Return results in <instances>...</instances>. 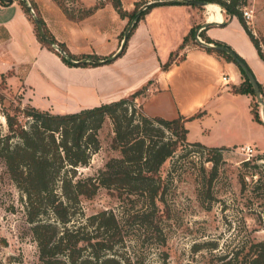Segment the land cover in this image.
<instances>
[{
  "label": "trees",
  "instance_id": "trees-1",
  "mask_svg": "<svg viewBox=\"0 0 264 264\" xmlns=\"http://www.w3.org/2000/svg\"><path fill=\"white\" fill-rule=\"evenodd\" d=\"M53 1L70 19H81L102 6L99 3L85 8L81 6V0ZM110 1L122 17L127 16L121 0ZM149 1L151 0H134L132 9L135 12L130 15V18L133 17V24L125 33L126 41L116 56L109 54L98 57L88 54L91 58L88 61L82 59L88 56H75L64 42L49 35L42 17L37 15L29 19L36 27L38 19L45 34L61 51L44 42L37 29L38 40L57 53L65 64L96 66L109 63L125 52L127 40L138 21L156 5L147 4ZM201 1L219 4L227 15L236 16L264 62V51L242 15V6L247 4V0ZM0 2L4 4L9 1ZM19 3L26 13L30 12L25 0H19ZM173 3L193 4L188 0H174ZM191 31L193 26L189 32ZM188 33L183 37L180 48L185 45ZM206 40L231 48L226 42L213 41L209 37ZM204 48L209 52L213 51L209 46ZM171 54L172 51L169 55ZM225 54L228 59L233 60L230 54ZM237 55L247 64L242 56L238 53ZM172 61L173 59L166 60L161 67H168ZM239 69L243 79L239 85H232V90L249 93L253 99L255 94L252 83L244 69ZM257 82L263 98L264 86ZM145 86L146 84H142L127 95L75 111L58 113L28 105L23 107V126L15 125L14 116L5 114L8 132L4 137V144L0 146V156L11 178L23 189V205L27 220L31 223L40 264H142L143 256L138 247L139 242L153 244L154 248L165 245V219L169 215L166 193L174 165L166 176L160 174V167L179 148L185 147L184 122L198 113L166 118L140 112L134 99ZM251 110L253 117L262 122L252 102ZM106 117L112 124L111 147L116 149L118 154L109 157L95 174L80 175L78 168L86 165L100 147L98 130ZM13 136H17L19 140L8 142ZM187 143L209 150L226 148L207 146L198 141ZM218 159V156L214 158L215 162L208 177L209 184L217 174ZM254 159H263L261 163H264V153ZM243 164L260 167L259 163L250 159L244 160ZM263 169L262 172L252 169L240 174L239 184L242 194L248 187H251L253 192L259 190L261 197L258 194V199L264 203ZM247 175L251 178L250 182ZM253 175H256L255 178ZM100 186L115 192L119 198L117 210L107 208L85 214L81 197L91 196ZM125 199H128L130 204L126 203ZM252 211L264 228V207ZM5 243L6 239L0 237V245ZM219 249L216 254L218 264H264V238H239L235 246L226 244Z\"/></svg>",
  "mask_w": 264,
  "mask_h": 264
},
{
  "label": "rangeland",
  "instance_id": "rangeland-1",
  "mask_svg": "<svg viewBox=\"0 0 264 264\" xmlns=\"http://www.w3.org/2000/svg\"><path fill=\"white\" fill-rule=\"evenodd\" d=\"M26 2L32 6L33 10L26 13L27 16L39 15L42 17L48 34L64 42L68 47L67 49L75 56H88V54H95L98 57L109 54L116 56L123 42L126 41L125 33L133 24V17L130 18V15L133 12L134 0H121L122 8L127 12V16L124 17L116 11L110 0H81V6L85 8L99 3L102 5L81 19H70L65 16L53 0H27ZM186 6V3L156 4L142 16L141 20L152 28L156 17H159L160 14L171 13L180 22L185 23V18L193 22V31H188L186 43L197 44L202 47L209 46L201 44L194 38L195 30L205 42H207V37L213 41L224 42L207 35L204 27L201 26L205 22L207 14L209 16L204 5L188 3V7ZM244 10L250 11L249 17L244 14ZM222 13L223 21H220L221 23L218 25L224 26L230 16L225 13L223 8ZM242 15L248 28L258 39L260 48L264 51V0H247V4L242 6ZM34 28L37 31V27L34 26ZM145 40L144 38L136 42L127 40L126 47L131 43V50H138L135 53L139 55L136 68L133 70L132 67L123 65L125 72L119 78L120 82H112V85L102 89H98L101 86L98 88L91 87L88 83V80L92 78L100 80L105 75L98 73V71L94 73L87 71L66 73L58 67L49 66L48 68L52 69L60 78H62L61 75L65 78H79L78 81L75 80L77 82L75 86L65 85L62 87L53 84L38 70L30 73L32 86L24 81L23 84L18 80L14 83L9 82L7 77L12 75L10 70L1 74L0 146L4 144V137L8 132L6 113L14 116L15 125L23 126V107L25 106L34 105L58 113L75 111L81 107L106 102L104 97L112 95L107 94L108 90L114 91L115 89L119 92L122 85L126 88L129 83L131 85L135 80H141L155 68L156 63L155 58L152 57L153 42L150 46V42L147 43ZM170 44H172V37L166 36L161 41L160 47L165 48ZM209 47L216 54L227 58L225 54L227 52L213 46ZM181 48L179 47V49ZM179 49L172 51L171 56L169 55L170 58L168 56L165 61L181 57L182 50ZM150 54L151 56H149ZM135 58L130 53L123 62L131 65L135 63ZM82 59L88 61L91 58L88 56ZM163 63L161 64L163 65ZM45 69L47 70V67ZM49 74V77L57 78V75L52 72ZM110 78L111 76L108 77L109 82L113 81ZM152 82L153 78H150L148 83L147 80L142 83L146 86L134 99L136 107L144 114L153 112L155 109L164 110L167 114L169 108L165 106L162 97L164 93L157 95V102L153 97L146 100L148 88ZM130 92L132 91L127 94ZM262 99L264 104V97ZM252 103L261 118L262 103L255 96ZM112 136V124L110 119L106 117L98 130L100 147L92 154L86 165L78 168L77 171L80 175L95 174L104 166L109 157L118 154V151L111 147ZM18 140L17 136H13L8 142L14 143ZM259 154L262 153L255 152L248 155L240 147H226L221 150L203 149L185 141V147L179 148L160 167V174L166 176L171 166L174 165L171 183L166 193L169 204V215L165 219L166 243L154 248L153 244L139 242L138 247L143 256L142 264H218L216 254H218L219 248L224 245L235 246L239 238L248 236L257 239L264 238L263 225L252 213V210L264 207V203L258 199L260 192L259 190L253 192L252 188L248 187V190L242 194L239 184L240 174L248 172V170L252 171V169L262 172L264 163L261 162L263 159H254ZM217 156L219 158L216 164L217 174L209 184L208 177L215 162L214 158ZM246 159L259 163L260 167L243 164ZM255 176L253 175V178ZM246 177L250 182L251 178L248 175ZM23 201V189L11 178L4 160L0 156V237L6 239V243L0 245V264H40L37 245L32 236L31 223L27 220ZM125 202L130 204L128 199H125ZM118 204L119 198L115 192L105 186L98 187L91 196L81 197V205L85 214L107 208L117 210ZM211 244L216 248H212Z\"/></svg>",
  "mask_w": 264,
  "mask_h": 264
},
{
  "label": "crops",
  "instance_id": "crops-1",
  "mask_svg": "<svg viewBox=\"0 0 264 264\" xmlns=\"http://www.w3.org/2000/svg\"><path fill=\"white\" fill-rule=\"evenodd\" d=\"M186 5L188 7V4ZM208 20L211 19L207 14L205 21ZM192 25L193 22L190 19L185 18V23H183L171 13L160 14L156 17L152 28L140 19L129 40L136 42L144 38L147 43L150 42V46L153 42L154 47L150 48L153 52L152 57L156 60L155 68L141 80H135L136 82H132L131 85L129 83L126 88L122 85L119 92L115 89L114 91L108 90L107 94L112 95L104 97L105 100L117 99L153 78L146 100L153 97L157 102V95L164 93L162 97L165 106L169 109L167 114L160 109H155L148 114L172 118L179 114L190 116L198 113L184 122L186 141H198L207 146L225 147H240L248 144L253 146L256 152L264 153V124L253 117L251 94L232 90V85H238L242 80L237 64L197 44L185 43L184 47L179 49L183 37ZM203 29L207 35L226 42L242 56L257 81L264 86V62L258 56L253 43L236 16H230L224 26L214 24ZM166 36L172 37V44L162 48L160 47L161 41ZM130 45L131 43L127 45L120 57L109 64L90 67L69 66L60 59L57 53L38 40L34 24L23 10L19 0L4 4L0 2V76L9 70L12 71V75L7 77L11 83L18 80L22 84L24 81L32 86L30 73L38 70L58 87L77 84L78 77L65 78L61 75L62 78H60L48 68L55 66L66 73L98 71V73L105 74L100 80L92 78L88 80V83L91 87L101 86L98 89L106 88L112 85V82H120L119 78L125 72L124 66H130L133 70L136 68L139 55L135 53L138 50H131ZM177 48L182 50V56L176 57L168 67L162 68L160 64L165 62L170 52ZM130 53L133 58L136 57L135 63L125 64L123 61ZM49 72L57 75V78L49 77ZM109 76L113 81L109 82ZM104 85L106 86L103 87Z\"/></svg>",
  "mask_w": 264,
  "mask_h": 264
},
{
  "label": "water",
  "instance_id": "water-1",
  "mask_svg": "<svg viewBox=\"0 0 264 264\" xmlns=\"http://www.w3.org/2000/svg\"><path fill=\"white\" fill-rule=\"evenodd\" d=\"M7 1H12V0H7ZM27 0H25L26 2ZM174 0H151L149 2H147V4L149 3H156V4H171L173 3ZM188 2L190 3H193V4H199V5H205L207 2H203L201 0H188ZM27 3V2H26ZM30 12L32 10V6L30 4H27ZM33 11V10H32ZM233 16V15H231ZM221 23L220 21H212V20H208V21H205L201 24L202 27H207V26H210V25H214V24H219ZM36 24H37V29H38V33L40 35V37L43 39L44 42H46L47 44L53 46L56 50L58 51H61V49L59 48V46L49 37L45 34V31L43 29V26L42 24L38 21V19H36ZM194 38L201 42V44H206V45H209V46H213V47H216L217 49H220V50H223L225 52H227L228 54L231 55L233 61L241 68L244 69L246 75L248 76L249 78V81L252 83V86L254 88V94H255V97L256 99L262 103V108L260 110V114H261V119H262V122L264 124V104H263V99L261 97V94H260V89H259V85H258V82H257V79L255 78V75L253 74L252 70L250 69L249 65H247L238 55H237V52L235 50H233L232 48L228 47L227 45H224V44H213V43H207L205 42L204 40H202L198 33H197V30L194 32ZM73 62L77 63L78 60H73Z\"/></svg>",
  "mask_w": 264,
  "mask_h": 264
},
{
  "label": "bare ground",
  "instance_id": "bare-ground-1",
  "mask_svg": "<svg viewBox=\"0 0 264 264\" xmlns=\"http://www.w3.org/2000/svg\"><path fill=\"white\" fill-rule=\"evenodd\" d=\"M204 6L209 12V19L215 21H223L222 8L219 4L207 2Z\"/></svg>",
  "mask_w": 264,
  "mask_h": 264
},
{
  "label": "built area",
  "instance_id": "built-area-1",
  "mask_svg": "<svg viewBox=\"0 0 264 264\" xmlns=\"http://www.w3.org/2000/svg\"><path fill=\"white\" fill-rule=\"evenodd\" d=\"M244 14L249 17L250 16V11L249 10H244ZM223 77H225V76H223ZM240 148L244 152H246L248 155H251V154L256 152L255 148L253 146H251V145H248V144H243V145L240 146Z\"/></svg>",
  "mask_w": 264,
  "mask_h": 264
}]
</instances>
